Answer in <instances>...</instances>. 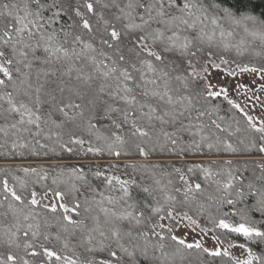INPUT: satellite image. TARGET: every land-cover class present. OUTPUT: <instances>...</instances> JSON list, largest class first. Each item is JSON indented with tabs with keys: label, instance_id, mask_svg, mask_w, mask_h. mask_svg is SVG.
<instances>
[{
	"label": "snow or ice",
	"instance_id": "1",
	"mask_svg": "<svg viewBox=\"0 0 264 264\" xmlns=\"http://www.w3.org/2000/svg\"><path fill=\"white\" fill-rule=\"evenodd\" d=\"M17 157L56 163L0 168V264H264V10L0 0Z\"/></svg>",
	"mask_w": 264,
	"mask_h": 264
},
{
	"label": "trees",
	"instance_id": "2",
	"mask_svg": "<svg viewBox=\"0 0 264 264\" xmlns=\"http://www.w3.org/2000/svg\"><path fill=\"white\" fill-rule=\"evenodd\" d=\"M223 4L225 6H229V7H232V6H236V0H222ZM243 6L247 9H251V10H255V12L257 14H259L260 11L264 10V0H243ZM216 103H219L220 106H221V115H228L230 113V108L229 106L227 105V102L226 101H223L222 97L219 98ZM237 115V119H240L241 120V124H243V118L242 116H240L238 113L236 114ZM228 155H224L222 157H218V156H211V157H202L204 159H212V160H219V159H228ZM197 158H201V157H197ZM54 160V159H52ZM52 160H49V159H39V158H31V157H25V158H20V157H17L15 159H8V160H4L2 158H0V162H32V161H52ZM65 160H69V161H73V160H76V161H79L78 158L76 157H69V156H65L64 159H62L61 161H65ZM36 164H48V163H35V164H8V165H12L13 167L14 166H17V165H36ZM54 164V163H52ZM63 164H67V163H63ZM68 165H72V164H68ZM5 165H0V168L4 167ZM2 175V174H0ZM11 182V181H10ZM37 191H40L39 187H37ZM236 239L240 242H243V238L242 237H236ZM256 248L257 251H262L264 250V245H257V246H254ZM216 264H220V261L217 260L216 261Z\"/></svg>",
	"mask_w": 264,
	"mask_h": 264
},
{
	"label": "rangeland",
	"instance_id": "3",
	"mask_svg": "<svg viewBox=\"0 0 264 264\" xmlns=\"http://www.w3.org/2000/svg\"><path fill=\"white\" fill-rule=\"evenodd\" d=\"M221 79H223V77H221ZM241 79H250V77H241ZM250 114L252 115H260V112H259V109L251 112ZM196 159H203V160H208V159H204V158H196ZM228 159H235L234 157H231L229 156ZM83 161H76V160H73V161H69V160H65V161H60V163H67V164H76V163H82ZM35 164V163H56L55 160H52V161H32V162H0V165H5V164ZM211 243H214L212 241H208V244L210 245Z\"/></svg>",
	"mask_w": 264,
	"mask_h": 264
},
{
	"label": "bare ground",
	"instance_id": "4",
	"mask_svg": "<svg viewBox=\"0 0 264 264\" xmlns=\"http://www.w3.org/2000/svg\"><path fill=\"white\" fill-rule=\"evenodd\" d=\"M63 164V163H62Z\"/></svg>",
	"mask_w": 264,
	"mask_h": 264
}]
</instances>
